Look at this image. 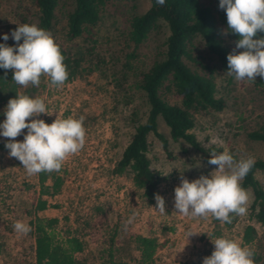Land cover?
<instances>
[{
	"label": "rangeland",
	"instance_id": "1",
	"mask_svg": "<svg viewBox=\"0 0 264 264\" xmlns=\"http://www.w3.org/2000/svg\"><path fill=\"white\" fill-rule=\"evenodd\" d=\"M201 1L211 6L220 3V0ZM72 2L58 1L54 9V23L48 32L59 46L72 54L83 50L81 65L86 66L88 62L85 59H91L92 62L100 60V67L91 72L82 70L68 77L62 87L53 86L50 78L42 76L39 86L20 85L18 91L20 95L43 99L48 107L49 114L30 117L29 123L33 119L52 124L57 118L85 117L86 144L79 153L69 157L59 171L63 178L61 191L55 196L41 195L52 204L49 214L59 218L64 214H84L83 222L88 229L84 237L87 246L90 245L87 253L94 255L92 259L95 263L100 260L94 243L100 233L97 225L101 224L106 226L105 232L117 228L116 243L131 234L156 235L164 243L157 248L152 264H203L204 258L214 252L213 241L217 238L236 241L252 251L258 249L254 240L249 243L242 240L244 224L252 222L248 218L253 198L251 189H247L250 196L247 214L238 216L230 227L215 223L211 216L193 219L180 215L175 209V188L181 186V177L189 182L201 176L210 177L218 166L208 165L199 152L183 140H172L167 125L160 117L157 120L158 130L167 137L170 154L163 149L159 138L149 132L147 155L151 168L161 176L157 194L165 199V213L158 211L157 194L149 200L134 186L129 174L112 173L115 160L131 138L135 125L145 119L148 110L144 92L135 88L133 83L136 77L131 71L134 69H129L126 77L120 79V76L124 55L132 48L126 37L129 19L145 11L149 0H108L101 9L98 21L85 28L81 35L70 39L66 37L65 22ZM22 24L39 27L35 0H0V36L10 35ZM167 34V24L163 20L157 21L144 41L135 48L133 67L144 69L161 58ZM227 42L235 52L236 44L231 39ZM192 56L194 59H186L192 67L201 69L199 62H203L213 68L217 94L225 101L221 110L196 115L192 131L197 140L205 147H212L218 154L227 149L237 160L261 157L263 143L250 139L247 132L264 122V77L257 76L255 81H237L234 75L228 73L229 70L220 68L216 57L199 38L193 40ZM170 99L174 101L173 96ZM8 103H0V124L6 119ZM27 131L24 129L16 140L23 142ZM212 138H216L218 143L210 145ZM9 139L0 135V226L5 227L0 234L16 241L18 233L13 225L17 221L29 224V218H34L37 210L33 207L40 196V185L38 174L28 175L22 163L9 156L10 150L5 147ZM256 176L264 187V173L257 172ZM96 206L101 209L97 211ZM101 210H105L106 214H101ZM130 219L132 223L125 227ZM253 223L264 245V224ZM189 233L197 234L189 237ZM101 234L104 235V232ZM28 235L32 239L33 230ZM93 247L94 250L91 249ZM7 253L10 255L7 258L9 264H16V260H19L18 264H33L29 258L30 251H26L24 254L27 256L21 258L16 257L13 247H9Z\"/></svg>",
	"mask_w": 264,
	"mask_h": 264
},
{
	"label": "trees",
	"instance_id": "2",
	"mask_svg": "<svg viewBox=\"0 0 264 264\" xmlns=\"http://www.w3.org/2000/svg\"><path fill=\"white\" fill-rule=\"evenodd\" d=\"M59 0H35L38 11V25L48 31L53 25L54 9ZM108 0H73L72 8L66 13V37L74 38L82 34L87 27L94 25L101 13L103 5ZM216 2L211 6L201 0H166L163 6L156 0H149L148 8L130 17L127 30V41L132 48L124 55L120 79L130 69L136 79L135 88L141 89L148 104L145 119L134 127L131 138L124 146L120 157L115 160L112 168L114 174H129L134 186L141 195L149 200L158 192L161 176L150 166L147 155L149 149L148 134L152 132L161 141L163 149L169 155L168 139L158 130L157 120L160 117L168 127L170 138L174 141L183 140L197 150L208 165L212 147H205L197 140L192 128L196 115L202 112L221 110L225 101L217 94L213 78V68L206 63H200L201 69L192 67L186 59L192 56L193 40H202L207 50L212 53L223 70H229L227 57L229 54H239L245 49L235 52L228 45V39L235 44L240 39L228 28L226 11ZM163 20L168 27V34L163 42L161 58L154 60L146 68L137 70L132 61L135 48L144 41L148 32ZM89 29V28H88ZM264 38V32H258L257 37ZM11 34L7 41L0 36V44L16 46ZM19 43H23V38ZM65 57L64 63L72 77L82 70L91 72L99 68V62L85 59L88 64L81 65L83 50L72 54L61 47ZM88 52V50H85ZM78 54V56H76ZM114 73V72H113ZM14 70L0 68V103L9 102L18 95L20 85L13 81ZM115 79L118 78L115 77ZM174 98V101L170 99ZM250 139L258 140L264 146V122L247 132ZM255 164L241 181L244 189H251L253 198L250 203L247 222L243 226L242 240L245 243L254 240L258 249L254 252V264H264V245L257 234L253 222L264 224V187L256 176L257 172L264 173V151L261 157L254 159ZM218 166V165H212ZM40 196L36 199L34 210L48 206V200L41 195H53L61 190L62 175L59 172L39 173ZM96 206V210H100ZM215 223L221 221L212 217ZM238 216L233 215L231 223H222L225 227L232 226ZM80 215L70 218L64 214L57 216L35 215L31 219L35 240L34 264H152L154 254L164 242L156 235L144 233L131 234L120 243L115 242V230H107L106 239L96 247L98 263L88 260V255L77 257L78 251L87 247L84 237L86 227ZM59 226H61L59 228ZM219 233V231L217 232Z\"/></svg>",
	"mask_w": 264,
	"mask_h": 264
},
{
	"label": "clouds",
	"instance_id": "3",
	"mask_svg": "<svg viewBox=\"0 0 264 264\" xmlns=\"http://www.w3.org/2000/svg\"><path fill=\"white\" fill-rule=\"evenodd\" d=\"M163 6L166 0H156ZM219 7L226 11L228 28L240 39L237 49H245L239 54H229L228 73L237 81L245 79L255 81L257 76L264 77V38L257 37L264 32V0H220ZM17 42L15 47L0 44V68L14 70L13 81L21 86H39L41 77H48L51 84L62 87L69 73L64 63L65 57L60 46L50 32L35 24L19 25L11 33ZM23 38V43H19ZM9 35H3L7 41ZM49 114L48 107L41 98H32L18 94L11 99L6 108V119L0 124V135L10 138L5 147L9 156L17 158L28 175L42 172H59L65 161L79 153L86 144L85 117L79 119H56L52 124L42 119H33L40 114ZM24 129L27 134L23 142L16 140ZM218 143L216 138L210 145ZM211 165L218 168L209 176H201L192 182L181 177L182 184L175 188V209L185 217L207 219L209 216L231 223L233 215L247 214L250 200L249 193L241 181L255 164L254 158L237 160L227 149L222 153L211 150ZM160 213H165V199L159 194L155 197ZM132 223L130 219L128 224ZM14 230L28 234V224L17 221ZM197 233H189V237ZM215 250L210 257L204 258L203 264H254V252L242 247L238 242L226 238L214 241Z\"/></svg>",
	"mask_w": 264,
	"mask_h": 264
},
{
	"label": "crops",
	"instance_id": "4",
	"mask_svg": "<svg viewBox=\"0 0 264 264\" xmlns=\"http://www.w3.org/2000/svg\"><path fill=\"white\" fill-rule=\"evenodd\" d=\"M49 206L50 205L46 206L45 208L38 209L36 211V215H39V216H54L55 214H49V211H48V210H50ZM102 213L106 214V211L105 210H101V214ZM28 225L30 226L31 231H32L33 227L31 225V218H29V224ZM3 228H5V227H1L0 226V232H2V230H4ZM107 228H110V227H107ZM105 229H106V226H103V224L97 226V230L100 233H99V235L97 237L96 242L94 243L95 244V246H94L95 249H96V247L98 245L101 244V240L99 241L98 239H101V238L104 237V235L101 234V232H105ZM116 229H114V230H116ZM5 232H7V230ZM123 232L125 233V230H123ZM28 234L24 235V234L18 233V236H16V238H17L16 241H14L13 239H8L5 236L0 234V264H9L10 260L9 261L7 260L8 256L10 257V255H8V253H7L9 247H13L16 250V253H17L16 257L17 258L23 257L25 255L24 253H26V251H30L31 254H30L29 258L31 259L32 263L34 264L35 240H34V236L31 239ZM13 242H14V244H13ZM89 247H90V245L87 246L83 251L76 252L75 255L77 257H81V256H84L86 254V255L89 256L88 260L94 261V259H92V256H94V255H90L89 253H87L89 251V249H88ZM94 247L91 248V249L94 250ZM9 250L12 252V249H9ZM25 256H27V254ZM25 261H23V262H25ZM18 262H19V260H16L15 263L18 264Z\"/></svg>",
	"mask_w": 264,
	"mask_h": 264
},
{
	"label": "built area",
	"instance_id": "5",
	"mask_svg": "<svg viewBox=\"0 0 264 264\" xmlns=\"http://www.w3.org/2000/svg\"><path fill=\"white\" fill-rule=\"evenodd\" d=\"M112 173H113V172H112ZM116 175H119V174H116ZM60 191H61V190H60ZM60 191H59V192H60ZM56 194H57V193L53 194V196L56 195ZM47 202H48L49 205H52V204L49 203V201H47ZM77 213H78V212H77ZM77 213L74 214V216L77 215ZM68 215H69V214H68ZM78 215H80L81 219H83V218L85 217L83 213H82V214H78ZM74 216H70V218H72V217H74ZM97 226H98V225H97ZM86 230H88L86 227L83 228V231H84V232H86ZM86 233H87V232H86ZM86 233L84 234V236L86 235ZM105 239H106V233L104 232V237H103V239H102L101 241H103V240H105Z\"/></svg>",
	"mask_w": 264,
	"mask_h": 264
}]
</instances>
